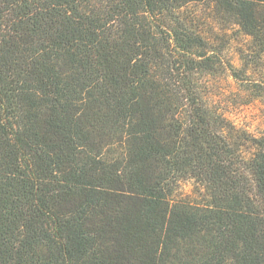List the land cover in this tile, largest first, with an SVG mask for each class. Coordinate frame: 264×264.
Returning a JSON list of instances; mask_svg holds the SVG:
<instances>
[{
  "label": "trees",
  "instance_id": "obj_1",
  "mask_svg": "<svg viewBox=\"0 0 264 264\" xmlns=\"http://www.w3.org/2000/svg\"><path fill=\"white\" fill-rule=\"evenodd\" d=\"M230 77L264 98V0H0V264H264Z\"/></svg>",
  "mask_w": 264,
  "mask_h": 264
},
{
  "label": "rangeland",
  "instance_id": "obj_2",
  "mask_svg": "<svg viewBox=\"0 0 264 264\" xmlns=\"http://www.w3.org/2000/svg\"><path fill=\"white\" fill-rule=\"evenodd\" d=\"M234 33H232V37ZM227 58H232L234 64L240 67V62L236 55H232V51L226 50ZM226 78V77H225ZM214 84L217 85V91H224L227 102H223V106L228 109L229 118L237 127L245 129L254 136L264 134V98H258L251 103H246L254 92L249 85L236 81L233 77L227 80L216 79ZM192 189V182L185 181L181 190L189 193Z\"/></svg>",
  "mask_w": 264,
  "mask_h": 264
}]
</instances>
